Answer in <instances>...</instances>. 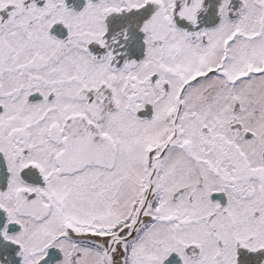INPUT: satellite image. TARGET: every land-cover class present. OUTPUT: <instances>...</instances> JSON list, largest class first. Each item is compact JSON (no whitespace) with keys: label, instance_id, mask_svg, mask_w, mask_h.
I'll use <instances>...</instances> for the list:
<instances>
[{"label":"snow or ice","instance_id":"1","mask_svg":"<svg viewBox=\"0 0 264 264\" xmlns=\"http://www.w3.org/2000/svg\"><path fill=\"white\" fill-rule=\"evenodd\" d=\"M0 264H264V0H0Z\"/></svg>","mask_w":264,"mask_h":264}]
</instances>
